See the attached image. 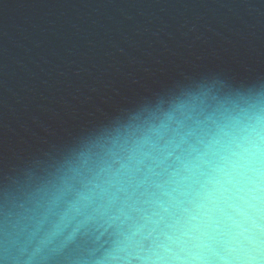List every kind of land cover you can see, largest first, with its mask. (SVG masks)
I'll return each mask as SVG.
<instances>
[{
	"label": "water",
	"instance_id": "obj_1",
	"mask_svg": "<svg viewBox=\"0 0 264 264\" xmlns=\"http://www.w3.org/2000/svg\"><path fill=\"white\" fill-rule=\"evenodd\" d=\"M257 116L264 0H0V264H141Z\"/></svg>",
	"mask_w": 264,
	"mask_h": 264
},
{
	"label": "clouds",
	"instance_id": "obj_2",
	"mask_svg": "<svg viewBox=\"0 0 264 264\" xmlns=\"http://www.w3.org/2000/svg\"><path fill=\"white\" fill-rule=\"evenodd\" d=\"M141 264H264V117L222 129Z\"/></svg>",
	"mask_w": 264,
	"mask_h": 264
}]
</instances>
